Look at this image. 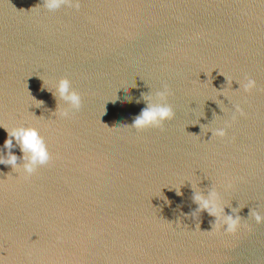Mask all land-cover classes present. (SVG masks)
<instances>
[{
  "label": "water",
  "instance_id": "1",
  "mask_svg": "<svg viewBox=\"0 0 264 264\" xmlns=\"http://www.w3.org/2000/svg\"><path fill=\"white\" fill-rule=\"evenodd\" d=\"M42 2L0 0V125L35 127L53 157L27 180L0 164L3 264H264V0ZM165 84L174 119L131 128ZM212 193L220 217L197 210ZM226 214L251 230L209 235Z\"/></svg>",
  "mask_w": 264,
  "mask_h": 264
},
{
  "label": "clouds",
  "instance_id": "2",
  "mask_svg": "<svg viewBox=\"0 0 264 264\" xmlns=\"http://www.w3.org/2000/svg\"><path fill=\"white\" fill-rule=\"evenodd\" d=\"M61 5H68L70 8L77 10L81 7V0H43L40 7L47 9L48 11H55L61 7ZM35 8V7H34ZM246 82H237L246 93H251L256 89V81L246 77ZM56 92L59 98L66 101L68 107L57 106L54 114L59 118L71 119L76 112L82 107L81 94L74 90L71 86V81L67 77H62L56 82ZM172 95L167 84L163 86V90L156 93V96L165 103L152 104L149 103L141 113L133 121L131 128H134L137 132L144 131L146 129H160L163 130L166 121H171L175 117L173 108L166 103L168 97ZM151 99V98H149ZM44 102L39 101L37 107L42 105ZM237 114L244 116L243 109L239 106H235V111L231 115V122H225L224 127L217 128L215 130H209L212 132V137L225 138L227 136V128L232 126L237 120ZM7 133L8 138L5 140L3 148L6 150L4 155H0V164L5 166H12V171L20 172L23 179L27 180L29 177L36 172L37 168L49 164L53 159L49 152L48 146L44 138L40 135L39 131L35 127H12L0 125ZM16 140L19 144L20 151L23 154L21 157L15 155L12 151L13 140ZM23 159L25 161L22 170L17 167V160ZM231 187V183L228 184ZM179 194V193H178ZM211 201L204 199L202 196L195 195L194 201L197 203L198 211H206L208 215L213 217H220L223 209L216 204V194H211ZM250 216L255 220L257 224H264V216L256 211H251ZM223 224L216 223L211 231H207L209 235L212 234H223V235H236L242 228L245 230H251L250 225L242 223L239 215L226 214L223 220ZM199 227V225H198ZM223 230V232L221 231ZM0 264H3V258L0 257Z\"/></svg>",
  "mask_w": 264,
  "mask_h": 264
}]
</instances>
